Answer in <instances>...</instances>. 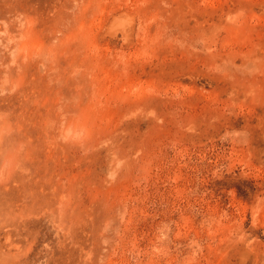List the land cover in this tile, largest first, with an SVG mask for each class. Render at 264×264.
Segmentation results:
<instances>
[{"label": "rangeland", "instance_id": "obj_1", "mask_svg": "<svg viewBox=\"0 0 264 264\" xmlns=\"http://www.w3.org/2000/svg\"><path fill=\"white\" fill-rule=\"evenodd\" d=\"M0 264H264V0H0Z\"/></svg>", "mask_w": 264, "mask_h": 264}]
</instances>
